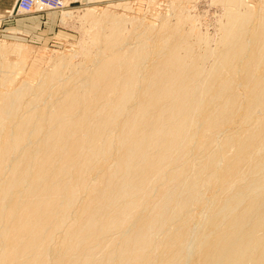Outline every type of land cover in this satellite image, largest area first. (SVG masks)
I'll use <instances>...</instances> for the list:
<instances>
[{
    "label": "bare ground",
    "instance_id": "6f19581e",
    "mask_svg": "<svg viewBox=\"0 0 264 264\" xmlns=\"http://www.w3.org/2000/svg\"><path fill=\"white\" fill-rule=\"evenodd\" d=\"M213 1L214 46L88 12L33 84L0 45V264H264V0Z\"/></svg>",
    "mask_w": 264,
    "mask_h": 264
},
{
    "label": "rangeland",
    "instance_id": "374dc122",
    "mask_svg": "<svg viewBox=\"0 0 264 264\" xmlns=\"http://www.w3.org/2000/svg\"><path fill=\"white\" fill-rule=\"evenodd\" d=\"M174 1L181 3L183 12L192 20L185 29H191L194 37L210 38L214 46L226 9L213 0H65L63 7L55 11L40 13L37 10L19 15L12 8L4 12L0 15V45L6 44L12 51L3 59L13 67V86L23 82L35 83L63 55L79 62L82 55L78 50L81 51L84 43L92 41L89 24L84 21V15L88 12L95 16L103 12H116L132 19H142L146 24L157 25L161 18L171 16L170 5ZM239 1L255 12L262 2ZM15 2L9 0L11 6Z\"/></svg>",
    "mask_w": 264,
    "mask_h": 264
},
{
    "label": "built area",
    "instance_id": "2783aa9c",
    "mask_svg": "<svg viewBox=\"0 0 264 264\" xmlns=\"http://www.w3.org/2000/svg\"><path fill=\"white\" fill-rule=\"evenodd\" d=\"M38 2L49 7L50 9H54L59 5L60 0H17L15 3L16 11L19 12L22 10L28 12Z\"/></svg>",
    "mask_w": 264,
    "mask_h": 264
},
{
    "label": "crops",
    "instance_id": "0c3cea01",
    "mask_svg": "<svg viewBox=\"0 0 264 264\" xmlns=\"http://www.w3.org/2000/svg\"><path fill=\"white\" fill-rule=\"evenodd\" d=\"M16 3V2H15ZM14 3V4H15ZM14 5L9 4V0H0V15H2L4 12L9 11L12 9Z\"/></svg>",
    "mask_w": 264,
    "mask_h": 264
}]
</instances>
